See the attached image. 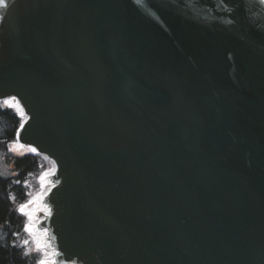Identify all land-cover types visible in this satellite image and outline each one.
I'll use <instances>...</instances> for the list:
<instances>
[{
	"label": "water",
	"instance_id": "1",
	"mask_svg": "<svg viewBox=\"0 0 264 264\" xmlns=\"http://www.w3.org/2000/svg\"><path fill=\"white\" fill-rule=\"evenodd\" d=\"M10 98L52 264H264L262 0H7Z\"/></svg>",
	"mask_w": 264,
	"mask_h": 264
},
{
	"label": "trees",
	"instance_id": "2",
	"mask_svg": "<svg viewBox=\"0 0 264 264\" xmlns=\"http://www.w3.org/2000/svg\"><path fill=\"white\" fill-rule=\"evenodd\" d=\"M22 121L15 109L0 103V158L10 163L14 172H0V264H40V256L28 248L27 220L19 207L38 190L33 182L52 164L35 152L19 156L10 153L9 145L15 141Z\"/></svg>",
	"mask_w": 264,
	"mask_h": 264
},
{
	"label": "rangeland",
	"instance_id": "3",
	"mask_svg": "<svg viewBox=\"0 0 264 264\" xmlns=\"http://www.w3.org/2000/svg\"><path fill=\"white\" fill-rule=\"evenodd\" d=\"M0 103L4 106L12 107L22 116L20 107L18 106L15 99L10 98L6 100H0ZM9 151L15 156L34 152L31 148L20 144L16 139L9 145ZM49 170H51V168ZM47 171L42 173L40 177L35 182H33L34 185L38 186V190H36L35 193L32 194V196L26 203L19 207V211L25 216L27 220L26 233L29 241L28 248L31 252L40 256V262L43 261L44 264H52V262H48V260L46 259L47 251L45 249V245L41 238L38 236L36 229L33 227V224H37L39 220L37 214L44 210L45 205H43L42 200L41 203H38L37 199L41 197V194L45 190L48 183V179L46 176ZM0 172L5 175H13L14 173L11 164L7 163L2 157L0 158Z\"/></svg>",
	"mask_w": 264,
	"mask_h": 264
},
{
	"label": "bare ground",
	"instance_id": "4",
	"mask_svg": "<svg viewBox=\"0 0 264 264\" xmlns=\"http://www.w3.org/2000/svg\"><path fill=\"white\" fill-rule=\"evenodd\" d=\"M16 101V100H15ZM17 102V101H16ZM18 104V103H17ZM19 106V104H18ZM21 109V108H20ZM51 162V161H50ZM52 163V162H51ZM53 170H54V166L52 164V168L51 170H48L46 172V176H47V179L49 177L50 174L53 173ZM52 186V183H50V181L48 180V183L46 185V188L45 190L42 192L41 194V197L37 199V202L38 203H41V200L43 199V197L46 195V193L50 190ZM44 212H47L48 210H43ZM33 227L36 229V223L33 224ZM37 231V230H36ZM37 234L38 236L41 238V240L43 241L44 245H45V249L47 251V256H46V259L48 260V262H52L53 261V257H54V253H55V250L54 248L51 246V243L47 240V233L46 231H37Z\"/></svg>",
	"mask_w": 264,
	"mask_h": 264
},
{
	"label": "snow or ice",
	"instance_id": "5",
	"mask_svg": "<svg viewBox=\"0 0 264 264\" xmlns=\"http://www.w3.org/2000/svg\"><path fill=\"white\" fill-rule=\"evenodd\" d=\"M262 2H264V0H262ZM6 3H7V0H0V4H6ZM33 151H34V149H33ZM22 208H23V206H22ZM25 243H27V242L25 241ZM40 264H44V262L41 261Z\"/></svg>",
	"mask_w": 264,
	"mask_h": 264
}]
</instances>
